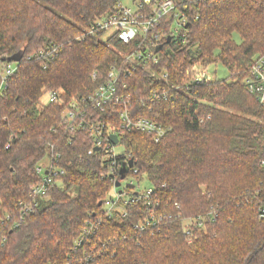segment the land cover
<instances>
[{"label":"trees","instance_id":"trees-1","mask_svg":"<svg viewBox=\"0 0 264 264\" xmlns=\"http://www.w3.org/2000/svg\"><path fill=\"white\" fill-rule=\"evenodd\" d=\"M172 1L175 11L146 37H159L158 62L122 77L132 117L169 129L159 143L137 131L123 141L159 206L139 201L126 216L109 218L102 202L113 183L100 157L88 154L91 134L69 129L63 116L113 67L132 70L126 55L145 52L147 42L112 35L105 43L89 34L120 0H0V67H16L0 94V264H264V106L245 84L264 56V0ZM180 20L186 23L175 35ZM50 47L57 57L45 69L35 55ZM196 63L220 64L229 77L214 72L207 84L187 85ZM164 74L181 90L155 101ZM53 91H61V103L45 105ZM118 113L92 117L118 127ZM57 157L65 174L45 204L30 197L31 188L42 182V162ZM151 210L165 220L135 229Z\"/></svg>","mask_w":264,"mask_h":264},{"label":"built area","instance_id":"built-area-1","mask_svg":"<svg viewBox=\"0 0 264 264\" xmlns=\"http://www.w3.org/2000/svg\"><path fill=\"white\" fill-rule=\"evenodd\" d=\"M156 1V5L148 9L150 4ZM136 10L119 4L116 11L105 17L104 19L94 23L89 31L90 35H95L98 39L105 32L113 30L117 36L125 44H130L139 37L147 42L145 52L134 51L126 55L127 62L133 66L132 70L126 71L117 67H113L108 75V80L100 86L93 94L81 97L69 103L67 106L63 121L71 130H88L91 134L93 148L88 152L89 155H97L102 161L103 167L107 170L106 175L111 183L112 190L107 198L102 202L103 212L113 218L116 214L126 216L128 206L134 205L139 201H145L149 208L158 207L157 199L154 198L153 187L145 186L144 183L149 180L146 176H139V171L133 167H129V156L125 153L124 138L129 133L137 131L139 133L149 134L152 136L155 143H159L168 133L169 129L147 118H133L131 114V98L126 93L128 87L124 84L122 77L124 75L131 76L138 66H149L151 60L157 63L156 56L159 37L148 39L146 37L153 36L155 28L160 25V21L165 16L175 11L176 5L172 0L157 2V0H142L136 3ZM186 20H180L173 28V33L176 35L180 31ZM175 37V36H174ZM172 37H170L171 40ZM56 48H48L42 50L35 55L44 62V68L53 62L56 58ZM16 67L12 64L0 67V94L4 93L8 78L15 72ZM189 79L187 85H203L212 80V74L204 68L200 63L192 65L188 69ZM97 75L94 74V78ZM168 75H163V80L166 85L157 88L152 93V98L155 101L168 100L171 91L181 90L180 85L173 84L170 86ZM245 84L258 100L264 106V56H260L250 68V75L245 80ZM49 99L48 104L61 103V91L49 92L46 95ZM107 108H118V118L120 125L118 127L104 122L98 118L92 117L96 112L106 113ZM111 117V116H110ZM115 135L117 143H114L111 136ZM97 149V150H96ZM121 149L122 151H118ZM57 159H50L46 167L40 166L37 172L42 175V182L31 188L30 197L45 198L51 188L58 184L55 178L64 175V171H60L55 167ZM126 168L125 177L121 178L122 169ZM134 169V170H133ZM131 170L133 172L131 173ZM120 183L117 186V183ZM123 182L125 186L122 187ZM31 209L30 207L27 208ZM264 217V210L262 211ZM202 218L189 219L186 225H195ZM165 220L163 215H157L151 210L150 217L143 223L134 226L135 229L141 231L153 228L161 224ZM81 243V242H80ZM79 243V244H80Z\"/></svg>","mask_w":264,"mask_h":264},{"label":"rangeland","instance_id":"rangeland-1","mask_svg":"<svg viewBox=\"0 0 264 264\" xmlns=\"http://www.w3.org/2000/svg\"><path fill=\"white\" fill-rule=\"evenodd\" d=\"M120 1H121V4L123 6L131 9L132 11H135L137 9L136 8V0H120ZM114 33L115 32L113 30L107 31L99 39H100L101 42H105L106 43L108 41V39L112 35H114ZM235 39L238 42H240V37L238 35L235 36ZM209 70H210V73L212 75H213L214 72L217 73L216 74V77H217L218 80H223V79H226V78L229 77V72L227 71V69L224 66L220 65V64H218V65H212ZM213 78H214V76H213ZM43 101H44L45 104H47L48 101H49L48 97L46 96ZM118 151L120 152L122 150L121 149H118ZM48 163H49V159L46 158L42 162L41 166L42 167H46L48 165ZM144 185L145 186H149V183L147 181H145ZM124 186H125V182H123V184H122V187H124ZM71 194L75 196V195H77V191L76 190H72L71 191ZM48 203H49L48 199L45 198V204H48Z\"/></svg>","mask_w":264,"mask_h":264},{"label":"water","instance_id":"water-1","mask_svg":"<svg viewBox=\"0 0 264 264\" xmlns=\"http://www.w3.org/2000/svg\"><path fill=\"white\" fill-rule=\"evenodd\" d=\"M12 59H13L14 62H20L21 59H22V53H19L18 55L14 56ZM111 138H112V140H113L114 143H117V138H116L115 135H112ZM129 167L130 168L133 167V161H130L129 162ZM126 172H127V169L126 168L122 169V171H121V178L122 179L125 177ZM116 185L119 186L120 183L118 182Z\"/></svg>","mask_w":264,"mask_h":264}]
</instances>
